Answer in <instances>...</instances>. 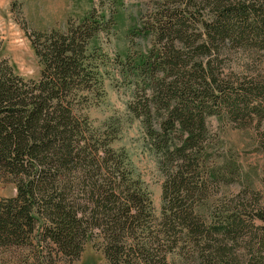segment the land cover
Listing matches in <instances>:
<instances>
[{
  "label": "trees",
  "instance_id": "16d2710c",
  "mask_svg": "<svg viewBox=\"0 0 264 264\" xmlns=\"http://www.w3.org/2000/svg\"><path fill=\"white\" fill-rule=\"evenodd\" d=\"M166 1L153 23L127 28L131 36L151 34L152 44L124 49L120 64L111 66L134 86L127 110L139 119L144 144L163 174L159 215H153L149 191L125 148L111 145L118 119L92 127L85 114L76 113L78 103L101 93L108 59L97 32L115 23L91 10L73 26L31 32L38 77L22 76L0 59V179L14 188V194L0 196V245L44 241L77 256L95 236L111 262L170 264L172 255L187 254L184 243H193L202 244L201 264L222 263L216 247H202L212 242L211 226L186 199L204 184L206 117L259 119L264 112L259 59L250 56L257 66L243 64L244 73L220 76L234 49H264V0ZM174 41L180 46L173 47ZM97 57L100 64L93 61ZM248 208L264 224L262 208ZM237 210L233 202L214 231L242 228L241 218L230 215Z\"/></svg>",
  "mask_w": 264,
  "mask_h": 264
},
{
  "label": "rangeland",
  "instance_id": "374dc122",
  "mask_svg": "<svg viewBox=\"0 0 264 264\" xmlns=\"http://www.w3.org/2000/svg\"><path fill=\"white\" fill-rule=\"evenodd\" d=\"M166 2L0 0V59L5 58L14 71L25 77H38L41 65L30 45L32 31L62 29L66 24L73 26L91 10L93 15L104 13L105 17L115 21L113 24L108 22L105 28L97 32V43L106 53L101 51V54L108 59L107 72L103 78L100 76L101 93L97 98V94L94 97L88 95L86 100L77 104L76 113L85 114L92 127L103 126L110 117L118 119L120 128L111 145L116 148L123 147L127 151L136 173L149 191L154 216H158L160 212L163 174L157 166L156 156L144 144L139 119L127 110V102L132 99L134 86L118 69L111 66L118 63L119 53L124 49L129 48V52H134L136 47L143 49L152 44L154 39L151 34L142 38L134 34L131 36L127 33V28L147 21L153 23L154 17H160L158 11H164L166 5H169L170 2ZM167 44L166 42L165 45ZM158 46L159 43L156 47ZM179 46V42H173V47ZM252 55L261 61L254 62L263 64L258 66L264 68V49L236 48L230 55V65H221L220 76L227 71L244 73L243 64L257 66L252 65ZM98 58L93 61L100 64ZM183 58L190 65V57ZM206 124L209 142L203 170L208 175L201 172L204 184L199 185L200 193L186 199V204L193 203L199 210H203L200 219L208 222V227L211 226L212 231L207 236L212 242L207 241L202 247H216L214 250L218 257L221 251V264H264V224L260 219L252 217L253 211L248 208L251 203H255L264 213V112L260 113L259 119L241 120L211 114L206 117ZM11 194H14L12 182L0 179V196ZM239 195L241 199L237 202ZM231 200L239 206V210L230 215L235 213L236 217L241 218L242 228L229 234L214 231L215 227L212 225L224 222L227 211L233 206ZM34 243L32 240L26 245H0V264H120L105 257L101 247L102 238L95 236L84 242L77 256L57 252L51 243L47 245L41 241L39 246ZM183 245L187 254L184 258L181 255H172L169 257L170 264H201L202 250L199 247L202 244L194 247L193 243Z\"/></svg>",
  "mask_w": 264,
  "mask_h": 264
}]
</instances>
